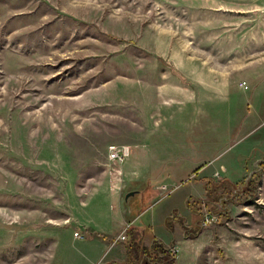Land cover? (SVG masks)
Wrapping results in <instances>:
<instances>
[{
  "label": "rangeland",
  "instance_id": "374dc122",
  "mask_svg": "<svg viewBox=\"0 0 264 264\" xmlns=\"http://www.w3.org/2000/svg\"><path fill=\"white\" fill-rule=\"evenodd\" d=\"M133 227L264 264V0H0V264H126Z\"/></svg>",
  "mask_w": 264,
  "mask_h": 264
},
{
  "label": "trees",
  "instance_id": "16d2710c",
  "mask_svg": "<svg viewBox=\"0 0 264 264\" xmlns=\"http://www.w3.org/2000/svg\"><path fill=\"white\" fill-rule=\"evenodd\" d=\"M168 221V220H167ZM170 220L167 222L169 225ZM170 229L172 226H168ZM126 238L132 239L131 243L128 245V258L126 264H175L176 253H172V247L174 244L167 245L162 240L155 237L154 244L152 247L148 248L145 246H140L137 244V232L135 227L127 231ZM116 264V263H112Z\"/></svg>",
  "mask_w": 264,
  "mask_h": 264
},
{
  "label": "built area",
  "instance_id": "2783aa9c",
  "mask_svg": "<svg viewBox=\"0 0 264 264\" xmlns=\"http://www.w3.org/2000/svg\"><path fill=\"white\" fill-rule=\"evenodd\" d=\"M241 86H243L245 89L248 88V84L246 82H242ZM131 154V148L128 146H119L116 144H112L108 147V160L112 163L122 164L126 161V159ZM211 219L208 217L206 219V222H210ZM75 236L77 238H81V234L76 232ZM122 239H125V235H122Z\"/></svg>",
  "mask_w": 264,
  "mask_h": 264
},
{
  "label": "crops",
  "instance_id": "0c3cea01",
  "mask_svg": "<svg viewBox=\"0 0 264 264\" xmlns=\"http://www.w3.org/2000/svg\"><path fill=\"white\" fill-rule=\"evenodd\" d=\"M204 166H199L198 168L196 167V168H194V171H195V173H197V172H199L200 170H202V168H203ZM127 224H131V222H128ZM133 226V225H132ZM129 227V226H128ZM176 229H178L176 226H175V230L174 231H176ZM180 230V229H179ZM124 231V229L121 231V232H123ZM125 231H126V229H125ZM124 231V232H125ZM123 234V233H122ZM157 236V235H156ZM158 237V236H157ZM158 239H160L159 237H158ZM161 240V239H160ZM114 244V243H113ZM114 247L115 246H117V245H113ZM119 246H124L123 244H119ZM111 247H112V244H111Z\"/></svg>",
  "mask_w": 264,
  "mask_h": 264
},
{
  "label": "water",
  "instance_id": "95a60500",
  "mask_svg": "<svg viewBox=\"0 0 264 264\" xmlns=\"http://www.w3.org/2000/svg\"><path fill=\"white\" fill-rule=\"evenodd\" d=\"M136 193H137L136 191H132V192L128 193V194L126 195V199H128V198L131 197V196H134Z\"/></svg>",
  "mask_w": 264,
  "mask_h": 264
}]
</instances>
